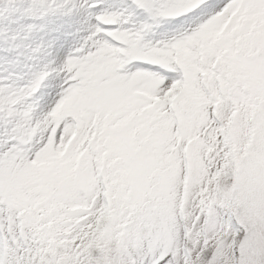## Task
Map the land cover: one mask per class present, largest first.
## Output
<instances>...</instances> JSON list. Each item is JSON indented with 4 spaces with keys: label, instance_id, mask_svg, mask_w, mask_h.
Here are the masks:
<instances>
[{
    "label": "snow or ice",
    "instance_id": "snow-or-ice-1",
    "mask_svg": "<svg viewBox=\"0 0 264 264\" xmlns=\"http://www.w3.org/2000/svg\"><path fill=\"white\" fill-rule=\"evenodd\" d=\"M0 264H264V0H0Z\"/></svg>",
    "mask_w": 264,
    "mask_h": 264
},
{
    "label": "rangeland",
    "instance_id": "rangeland-1",
    "mask_svg": "<svg viewBox=\"0 0 264 264\" xmlns=\"http://www.w3.org/2000/svg\"><path fill=\"white\" fill-rule=\"evenodd\" d=\"M162 31V30H158V33L156 35V38L159 39L161 38V36L159 35V32ZM55 35V34H54ZM64 38L63 37H60V40H63Z\"/></svg>",
    "mask_w": 264,
    "mask_h": 264
}]
</instances>
